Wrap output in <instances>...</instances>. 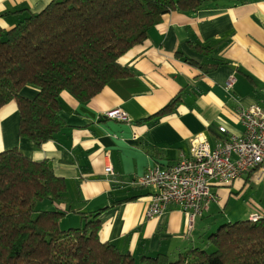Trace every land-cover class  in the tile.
<instances>
[{"label":"crops","instance_id":"0c3cea01","mask_svg":"<svg viewBox=\"0 0 264 264\" xmlns=\"http://www.w3.org/2000/svg\"><path fill=\"white\" fill-rule=\"evenodd\" d=\"M51 1L0 0V26L12 28ZM191 44L209 48L210 54L198 53ZM122 64L132 75L112 81L91 101L80 103L68 93L61 95L66 128L39 148L19 134L17 103L5 105L0 109V152L17 148L33 161H47L66 180L65 198L50 204L66 212L59 224L62 230L82 226L83 213L107 208L100 215L101 240L137 258L206 247L213 226L197 230L204 215L192 230L188 216L175 207L148 219L155 189L132 181L156 164L168 167L189 156L199 136L215 146L222 126L229 134L244 132L237 109L264 102V0H222L190 15L171 12L142 45L122 58ZM210 66L216 67L208 73ZM231 77L235 83L227 89ZM36 94L34 87L22 90L28 99ZM174 100L171 110L161 113ZM117 107L130 121L104 118ZM108 166L117 176L106 174ZM245 179L212 183L217 200L206 213L224 210L232 192L221 188L244 189Z\"/></svg>","mask_w":264,"mask_h":264},{"label":"trees","instance_id":"16d2710c","mask_svg":"<svg viewBox=\"0 0 264 264\" xmlns=\"http://www.w3.org/2000/svg\"><path fill=\"white\" fill-rule=\"evenodd\" d=\"M221 1L52 0L12 28L0 26V109L15 101L20 136L39 148L66 128L60 115L63 93L80 103L91 101L112 81L132 75L122 58L142 45L166 15H190ZM191 45L210 54L209 48ZM27 87L37 89L32 99L22 95ZM246 185L250 183L245 179ZM138 187L159 194L154 187ZM67 192L66 180L47 161H33L17 148L0 152V264H264V214L257 221L250 214L249 219L220 226L209 233L204 248L137 258L101 240L100 215L107 208L83 213V225L67 230L59 225L66 212L54 208L36 214L40 202L54 204Z\"/></svg>","mask_w":264,"mask_h":264},{"label":"built area","instance_id":"2783aa9c","mask_svg":"<svg viewBox=\"0 0 264 264\" xmlns=\"http://www.w3.org/2000/svg\"><path fill=\"white\" fill-rule=\"evenodd\" d=\"M235 78L226 84L231 89ZM238 117L244 127L241 134H229L222 126V137L212 146L203 136L194 139L189 156H182L177 164L169 168L153 166L132 184L154 187L159 194L153 195L146 210V218L157 219L172 206L178 207L188 216L189 229L195 220L209 210L217 197L212 192V183L234 182L246 177L250 184H264V102L262 106L239 107ZM109 120L130 121L126 112L114 108L104 113ZM108 176H117L112 166L106 167ZM262 214L250 215L252 221Z\"/></svg>","mask_w":264,"mask_h":264},{"label":"rangeland","instance_id":"374dc122","mask_svg":"<svg viewBox=\"0 0 264 264\" xmlns=\"http://www.w3.org/2000/svg\"><path fill=\"white\" fill-rule=\"evenodd\" d=\"M225 188L230 190L232 194L226 207L225 208L223 207L224 211L222 210V208L220 209L218 207L219 209L213 210V212L210 215L205 212L204 217L201 220L202 223H198L197 225V230L199 232L204 231L205 229H207L208 225L211 224L213 226L212 228L213 230H211V232L209 233L213 234L219 229L220 226L228 223V220L235 222L238 220L249 219L248 213L251 212L264 214V184L263 183L259 185L253 183V185L252 184L247 185L244 189H239L235 186H232V187H222L221 190H225ZM42 202H40L36 214L52 210L50 206V204H52L50 203L51 201L47 200ZM72 229H76V228H72ZM200 239L201 238L198 237V240ZM200 247L204 248L205 246H200ZM212 249L213 247H209L208 251Z\"/></svg>","mask_w":264,"mask_h":264}]
</instances>
